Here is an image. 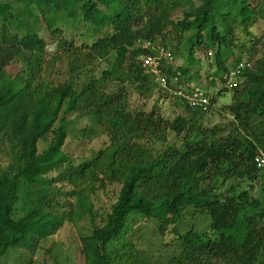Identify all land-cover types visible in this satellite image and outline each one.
<instances>
[{"label": "trees", "instance_id": "obj_1", "mask_svg": "<svg viewBox=\"0 0 264 264\" xmlns=\"http://www.w3.org/2000/svg\"><path fill=\"white\" fill-rule=\"evenodd\" d=\"M69 21L90 45L78 50L68 41ZM257 21L264 23V0H0V153L8 161L0 167V261L80 215L71 204L69 215L53 212L52 184L66 180L82 215L93 216L85 191L77 190L81 183L119 186L101 226L82 238L84 264H146L127 237L143 219L178 240L180 253L170 264H264V178L254 163L264 153V30L249 40ZM44 30L55 43L51 54ZM168 32L176 52L182 40L187 44L189 63L195 50L214 49L212 89L240 62L251 65L224 107L232 118L228 129L200 127L210 105L203 111L180 98L175 103L183 114L172 123L128 108L129 90L152 96L144 45L170 50ZM232 47L240 53L231 64ZM95 62L106 64L100 76L93 74ZM163 72L168 80L179 73L180 83L189 69ZM74 119H88L108 139L77 167L63 151ZM169 133L179 141L167 143ZM147 143L164 150L153 154ZM187 209L209 218L208 232H179Z\"/></svg>", "mask_w": 264, "mask_h": 264}, {"label": "rangeland", "instance_id": "obj_2", "mask_svg": "<svg viewBox=\"0 0 264 264\" xmlns=\"http://www.w3.org/2000/svg\"><path fill=\"white\" fill-rule=\"evenodd\" d=\"M13 1V0H12ZM72 27H76L72 30ZM64 28H69L65 30ZM63 29V35L67 37L68 41H72L75 48L81 50L85 45L91 44V39L85 36H81L83 33L80 28L74 25L72 21L66 23ZM79 29V30H78ZM264 30V23L257 21L252 29L250 35V41H256L262 37ZM170 40L168 48L172 51L174 57L171 64L172 69L177 67L189 69V73L186 77L181 79V82L177 85L170 84L169 90H160L157 87L154 88V92L150 97H141L135 94L133 91H128L127 104L128 108L133 112L151 113L155 112L163 117L168 123H172L176 116L182 115L183 110L176 105L177 97L174 96V92L179 88L190 90V88H200L206 91L210 99V109L208 112L198 120V125L206 130H210L214 127L221 129H228L232 118L225 114L224 107L229 106L232 100V92L227 91L219 95L222 83L219 79H215V89L210 86L212 74L215 71L214 66V49H197L194 52L193 62L189 63L187 59L188 46L180 44L179 51L176 52V37L172 32L167 33ZM42 38L47 44V52L53 53L55 50V43L49 37L47 32H42ZM237 38L240 40V36ZM247 40V44L249 43ZM233 56L230 57V63L232 58L237 56L240 51L236 47H232ZM246 57L249 55L245 54ZM254 62V61H253ZM233 63V62H232ZM231 63V64H232ZM106 64L104 62H95L92 71L95 76H100L101 72L105 69ZM65 67L62 66L60 72H57V77L63 78L61 74L64 72ZM58 73H60L58 75ZM213 78V77H212ZM174 85V86H173ZM113 87V86H108ZM112 88H109V90ZM114 89V87H113ZM212 98L215 104H212ZM91 129H93L91 131ZM85 130V135L82 136L81 131ZM67 139L63 148V151L68 155L70 163L73 167L90 161L95 157L99 151L106 147L108 139L104 134H101V130L94 129L91 122L88 119H74V122L67 128ZM221 135V134H220ZM173 134L169 133L167 136V143L177 142ZM179 141V140H178ZM43 144H40V148ZM153 154H159L164 150L162 143L146 144ZM8 161L6 157L0 153V167L6 168ZM57 173L51 175L52 178L56 177ZM102 179V177H100ZM232 181H228L225 186L220 188L221 192H226L230 187ZM263 180H260V184ZM247 185H243L242 189H246ZM53 188V212L57 215L63 213L68 214L71 210L68 204L79 212V216L71 217L70 220H66L58 231L52 236L35 242L34 245L26 246L24 248L10 251L6 258L0 261V264H84L81 255V242L82 238L88 236L91 233L92 225L101 226L102 218L109 213L110 207L116 202L117 194L119 192V186L107 184L104 188L91 187L88 183H81L78 191L84 190V196L86 197V206L91 208L92 215L81 214L80 209L77 206L76 198L73 196V192L76 190L69 182L59 181L52 184ZM257 193L256 190L251 192ZM68 212V213H67ZM69 215V214H68ZM69 218V216H67ZM93 220V221H92ZM210 220L207 216L194 214L193 210L187 209L182 217L178 230L181 234L185 233L189 229L194 230L197 233L208 232ZM130 241L135 245L136 249L142 255V258L146 264H170L171 260L177 257L180 253L179 242L175 238H169L167 235H162L158 228V223L152 219H143L134 224L131 231L127 236Z\"/></svg>", "mask_w": 264, "mask_h": 264}, {"label": "built area", "instance_id": "obj_3", "mask_svg": "<svg viewBox=\"0 0 264 264\" xmlns=\"http://www.w3.org/2000/svg\"><path fill=\"white\" fill-rule=\"evenodd\" d=\"M144 46L149 51V54L141 58L142 66L145 69V72L151 76L156 87L160 90L166 91L169 90V84L172 83L177 85L179 83V73H177L174 78L168 80L163 72V69L171 66L173 62V55L171 51L165 49L158 43L148 42ZM250 67L251 65L249 63L240 62L235 67L230 69L224 76L221 89L232 91L238 84L241 74L245 70L250 69ZM173 94L175 97L185 100L190 107L199 108L203 111H205L210 105V99L207 95L208 93L197 87L192 89L190 88V90L179 88ZM254 163L257 170L264 178V153H260L254 159Z\"/></svg>", "mask_w": 264, "mask_h": 264}]
</instances>
